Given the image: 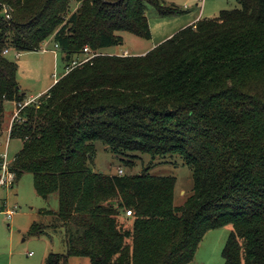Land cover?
Returning a JSON list of instances; mask_svg holds the SVG:
<instances>
[{
  "label": "trees",
  "instance_id": "obj_1",
  "mask_svg": "<svg viewBox=\"0 0 264 264\" xmlns=\"http://www.w3.org/2000/svg\"><path fill=\"white\" fill-rule=\"evenodd\" d=\"M148 6L178 13L161 0H0V137L6 103L27 101L8 56L52 40L71 64L10 127L23 142L16 181L32 174L42 199L58 198L30 234L62 233L66 254L46 264H191L208 232L232 226L224 264H264V0H239L144 56L106 54L122 33L151 40ZM85 48L96 56L78 64ZM98 142L131 168L180 156L193 194L177 207L176 178L94 171Z\"/></svg>",
  "mask_w": 264,
  "mask_h": 264
},
{
  "label": "rangeland",
  "instance_id": "obj_2",
  "mask_svg": "<svg viewBox=\"0 0 264 264\" xmlns=\"http://www.w3.org/2000/svg\"><path fill=\"white\" fill-rule=\"evenodd\" d=\"M161 2L165 8L175 9L178 13L162 16L153 7L148 6L147 17L152 33L151 40L147 41L129 33H122L120 35L123 37V43L111 48L108 53L123 54L128 50L129 54L123 55H130L143 52L147 48L162 44L160 42L163 38L171 34L175 35L191 26L188 24L199 15L203 19H213L218 17L222 11L239 7V0H161ZM76 6L73 4L72 10H75ZM48 44L49 49L54 48L52 40L48 41ZM58 52L57 65L53 62L51 64L44 62L43 55L45 54L41 51L21 53L18 58L15 52L8 56L9 60L18 66L19 87L23 93L27 92V100L35 96L32 95V90L43 84V82L41 84L36 82L38 77H41L45 83L53 74L61 75L66 66L70 68L71 64L63 52L60 50ZM68 68L65 70L68 71ZM39 100L40 98L36 99L37 102ZM15 111V104L6 103L3 131L0 137V156L6 153L11 165L23 146L21 140L12 139L9 133ZM92 167L94 171L106 175H118L120 170L125 175H137L150 168L151 176L176 178L175 205L177 207L183 206L193 194L192 170L180 156L156 159L141 156L135 167L131 168L116 160L111 151L98 142ZM57 209V196L53 195L49 200L42 199L35 190L32 174H24L18 182L16 181L13 188H0V264H46L49 254H66L61 232L48 228L44 235L30 234L34 223L44 222L43 217L40 216L42 211H56ZM12 210L15 212L9 218L7 211ZM232 231V226H226L208 232L191 264H224L223 250ZM69 263L91 264V261L89 258L74 257L69 259Z\"/></svg>",
  "mask_w": 264,
  "mask_h": 264
},
{
  "label": "built area",
  "instance_id": "obj_3",
  "mask_svg": "<svg viewBox=\"0 0 264 264\" xmlns=\"http://www.w3.org/2000/svg\"><path fill=\"white\" fill-rule=\"evenodd\" d=\"M204 1V0H202ZM4 14L6 19H10L11 15H10V9L8 7H4ZM48 43H45L42 48L41 51L46 52L49 50L48 48ZM54 50L57 52L59 50V46L57 44L54 45ZM85 53H87L89 56L81 63L78 64H82L85 62H88L90 59H92L93 57L96 56V54H93L90 52L89 48H85ZM11 53V51L9 49L4 51L5 55H9ZM20 56V53H16V57L18 58ZM127 56V55H125ZM77 63H75L74 65H76ZM36 99L33 100H27L24 103H15L16 105V111L14 112V117H13V121L17 120L20 118L21 116V112L22 110H24L29 104L35 102ZM12 121V122H13ZM10 166H11V162L8 160V155L5 153L2 156H0V188H13L14 184L16 183V175L14 172H12L10 170ZM119 175H124V172L122 170H120L118 172ZM15 211H7L8 217L11 218L12 215L14 214ZM128 216H132V211H128L127 212Z\"/></svg>",
  "mask_w": 264,
  "mask_h": 264
},
{
  "label": "crops",
  "instance_id": "obj_4",
  "mask_svg": "<svg viewBox=\"0 0 264 264\" xmlns=\"http://www.w3.org/2000/svg\"><path fill=\"white\" fill-rule=\"evenodd\" d=\"M201 19H203V18H201V16L199 15L194 21H192V22H190L189 24H188V26L189 25H195L199 20H201ZM174 34H171V35H169V36H167V37H165V38H163L162 40H161V42L160 43H163V42H165L166 40H168V39H170L172 36H173ZM159 43V44H160ZM155 47L156 46H152L151 48H147L145 51H143V52H140V53H137V54H130V55H134V56H144V55H146L147 53H149L151 50H153V49H155ZM108 50H110V49H108ZM108 50H106V51H104L106 54H109V55H123V54H125V53H128L129 54V52H128V50H126L125 52H123V54H113V53H108ZM43 54H45V55H43L44 57H43V59H44V62H48L49 64H51L52 62L55 64V65H57V62L59 61V52L57 51H55L54 50V48L53 49H49L48 51H46V52H43V51H41ZM52 56V57H51ZM59 64V63H58ZM67 68H68V66H66ZM64 68V70H63V73L61 74V75H55V74H53L52 75V77L50 78V80H48L47 82H45L44 83V81H42V78L41 77H38V79H36V82L38 83V84H41L42 82H43V84H41V86L40 87H36V88H34L33 90H32V95H35V96H31L30 97V99L29 100H33V99H37V98H39V97H41L42 95H45L60 79H62L65 75H66V73H68L69 72V70H70V68H68L69 70L68 71H66L67 70V68ZM56 68V67H55ZM58 68H59V65H58ZM66 69V70H65ZM55 75V76H54ZM22 90V89H21ZM27 91H29V90H27ZM25 95H27V92H25ZM13 104H15V103H13ZM11 127V126H10ZM52 211H55V210H52ZM43 212V211H42ZM41 216V215H40Z\"/></svg>",
  "mask_w": 264,
  "mask_h": 264
},
{
  "label": "water",
  "instance_id": "obj_5",
  "mask_svg": "<svg viewBox=\"0 0 264 264\" xmlns=\"http://www.w3.org/2000/svg\"><path fill=\"white\" fill-rule=\"evenodd\" d=\"M69 59V58H68Z\"/></svg>",
  "mask_w": 264,
  "mask_h": 264
}]
</instances>
